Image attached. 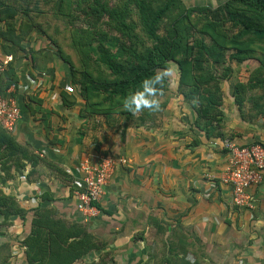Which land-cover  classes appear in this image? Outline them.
Wrapping results in <instances>:
<instances>
[{"label":"crops","instance_id":"obj_1","mask_svg":"<svg viewBox=\"0 0 264 264\" xmlns=\"http://www.w3.org/2000/svg\"><path fill=\"white\" fill-rule=\"evenodd\" d=\"M43 58L35 53L14 62L18 82L6 96L16 99L21 118L14 133L0 127V189L25 207L27 228L33 210L42 204L68 223H89L91 231L110 239L104 250H113L119 264H183V256L189 260L191 255L196 262L201 246H208L203 247L206 254L222 249L225 223L233 221L244 228L246 240L237 264H264V181L251 190L253 215L232 205L231 188L221 181L227 153L220 146L222 138L215 136L218 129L209 134L199 126L190 129L194 121L186 127L175 118L172 106H166L161 120L122 118L117 133L105 128L98 136V118L79 116L84 102L66 65L58 60L53 68ZM29 78L40 84L26 88ZM0 90L5 88L0 85ZM63 91L78 97L74 106L63 103ZM224 129L226 124L221 130L225 135ZM256 137L249 131L232 138L245 145ZM8 138H13L17 151L5 152L1 142ZM258 139L264 144V132ZM109 147L128 163L116 165L97 205L98 215L86 223L70 190L80 182L82 162L96 161ZM234 229L228 230L229 249L236 247L231 246L238 232ZM215 261L211 263L224 264Z\"/></svg>","mask_w":264,"mask_h":264},{"label":"trees","instance_id":"obj_2","mask_svg":"<svg viewBox=\"0 0 264 264\" xmlns=\"http://www.w3.org/2000/svg\"><path fill=\"white\" fill-rule=\"evenodd\" d=\"M56 1L58 4H63L70 15L82 11L91 18L106 17L121 37H113L108 48H104L100 43L99 51L102 58L93 61H96L95 70L100 69V66L105 68H101L102 71L98 72L97 76L89 70L77 69L69 58L61 55V60L67 67L69 80L84 102L79 115L81 118L90 120L98 116L109 118L115 112L133 118L136 112L132 113L123 108L124 98L137 91L145 78L160 75L162 84L157 86L158 93L155 97L157 98L168 89L170 80L168 72L175 69L179 76L180 94L182 93L184 102L190 103L196 113L195 123L208 134L218 129L215 136L225 139V135L221 132L225 126L224 119L220 120L221 114H218L221 113L222 104L221 100L217 101L221 95L220 88L218 97L214 99L213 96H215L214 87H220L222 82L227 81L225 74H220L219 69L226 62V53L233 51L227 62L254 57L253 59H257L259 64L258 70L264 73V0H230L223 5L227 16L233 22V27L238 29L233 35L229 34L230 31H226L225 21L206 18L207 24L200 33L208 37H204L197 45L206 55L205 61L210 62L212 58L214 59V62H210L213 64L211 65L213 75L207 78L201 77V73L196 69L197 64L202 63L198 58L201 51L195 54L192 46L196 33L191 29L193 28L191 18L196 9H184L176 3L171 6V3L165 5L164 2L156 7L148 0H125L120 6H111L106 0ZM134 9L137 11L140 21L138 25L142 34L138 32V25L133 20ZM171 15L170 26L164 33H159L160 24ZM221 22L224 23L223 26ZM83 33L80 36L82 44L79 47L81 46L82 54H87L92 49L93 39L98 41V37L89 31ZM4 35L6 36L0 31V37L3 38ZM7 40L8 43L13 41ZM5 48L7 46L0 47L1 53L14 57V61L8 66V71L0 76V85L5 88L4 91L0 90V93L7 97L6 90L12 84L17 85L18 82L13 64L19 59L18 52L21 48L15 54ZM84 48H87V52ZM111 48L115 51L112 52ZM30 52L33 57L34 52L31 50ZM96 52L98 53V50ZM257 81L263 83L264 77ZM61 96L63 103L68 107L74 106L78 100L76 95L65 91ZM237 99H240L239 96ZM243 102L240 100L242 105ZM109 105L111 109L108 108ZM140 112L149 114L150 110L142 108ZM12 141L13 138H8L5 142H1L2 145H6L5 152L17 151V146ZM73 190L74 185L70 190L71 193ZM43 199H47V196ZM33 211L30 232L21 242V246L25 248L26 264H105L102 257L98 260L90 258V253L105 251L108 244L97 240L89 231V223H68L63 218L57 217L49 206L42 204ZM27 213L14 196L6 195L0 189V237L5 235L2 227L10 226L19 219L25 224ZM5 251H8V256L11 258L10 241L0 244V264H11L9 257L8 259L4 257ZM182 259L183 264H191L184 256Z\"/></svg>","mask_w":264,"mask_h":264},{"label":"rangeland","instance_id":"obj_3","mask_svg":"<svg viewBox=\"0 0 264 264\" xmlns=\"http://www.w3.org/2000/svg\"><path fill=\"white\" fill-rule=\"evenodd\" d=\"M106 1L111 6H120L123 5L125 0ZM148 1L152 6L156 7L164 2L165 5L171 3V6L172 4L176 3L184 9H196L194 15H192L191 18L193 25V28L191 29L196 33L192 41L194 45L192 46L194 47L195 54H197V52L200 53L201 51L198 58L200 59L199 61L202 60V63L197 64L196 69L201 73V77L203 78L212 76L213 73L211 65L213 64L210 62H214V59L212 58L210 62L205 61L207 57H205L206 55L197 45V43L204 39V37H208L200 33V30L202 28L204 29L206 26V18H215L216 20L218 19L225 21L226 31H230V35L235 34L238 29L233 27V22L229 19V16L226 14V10L223 8V5L230 0ZM133 7L136 8L135 6ZM68 14L69 13L67 12L66 7L61 3L58 4L56 0H0V31L6 34V36L4 35L6 38L0 37V47L4 48V46H7L5 49L12 54L17 53L18 49L21 48L18 52V56L21 57L32 56L30 52L31 50L34 52V54H39V56L41 55L44 57L43 59L46 58L49 60L53 68L54 66H57L59 61L60 64H64L61 60V55H63L69 58L77 69L89 70L93 74L96 73L97 76L98 72L100 73V71L105 68L104 66H100L102 69L100 68L95 70L96 65L94 64L96 61H93L96 58H102L101 52L99 51L100 43L103 44L104 48H108L109 43H112V38H121L120 34L115 31L114 25H111L112 22L106 17L95 19L91 18L87 14H84L82 11H78L77 14ZM171 19L172 15L168 17V19L166 18V20L160 24L159 33L165 32L166 28L170 26ZM133 20L135 23H137V25L140 22L135 9L133 11ZM223 24L224 23L221 25L223 26ZM137 30L140 34H142L139 25ZM84 31H89L98 37V41L93 39L94 41H92V49L89 50L87 54L84 53L85 55L80 51L81 46L79 47V45L82 44L80 36L84 34ZM7 39H11L13 41L8 43ZM84 49L87 52V48ZM95 49L98 50V53ZM111 49L112 52L115 51L114 48ZM232 52L233 51L230 50L226 53V62L221 65L223 67H219L220 74H225L227 81L222 82L220 87H214L215 96H213V98L215 99L218 97V89L220 88L219 93L221 94V98L218 97L217 101L221 100L222 104L220 111L221 113L218 114H221L219 116L220 120L224 119L223 123L227 126V131L224 129L226 133L225 137L232 140V142L236 145H240L233 138H235L237 135H241V133L243 134V132L245 134L250 131L252 136H257V139L253 138L251 143H258V137L260 134L262 135V132H264V82L260 83L257 80L263 78L264 73L263 71L258 70L259 64L256 61L257 59H253L254 57H249L246 60L233 59L227 62L228 57L232 54ZM259 52L260 51H258V53ZM258 53H256V55H258ZM168 75L170 78L168 82V89L162 95H159L156 98L158 101L157 109L151 110L150 114H144L140 111L136 112V119L137 121H145L147 119H153L155 121H158L159 119L161 120L162 117L164 118L166 106H172V111L174 114H176L174 116H176L175 118L179 119V123L184 121L185 125H187L186 127L190 128L189 126H191V122H195L196 113L190 103L184 102L183 96L181 95L182 93L180 94L178 73L175 71V69H171L168 72ZM237 96H239L240 99H237ZM234 97L236 100H234ZM240 100L244 101L243 105L240 103ZM108 108H110V105ZM97 118L94 119L98 120L96 122L98 125V136L105 132V128L111 132L110 134L114 132L117 133L116 130L121 127L118 125L123 120L122 118L130 120L129 122H132L134 119L132 116L128 117L120 115L116 112L113 115L111 114L109 118L106 116H98ZM245 123H248L250 126ZM193 126L194 127H191L190 129H198V125L196 123H193ZM106 136H108V134ZM111 137L112 136H110V138ZM96 138L99 140V138L102 137ZM104 151L105 152H103V154H110L114 156L111 153L113 152L111 147L105 149ZM99 153L100 151L98 154ZM247 211L245 212L247 215H253V211ZM225 224V232L223 234H225L227 238L229 233L228 230H235L234 228H236L238 231L236 239L234 236V239H232L233 243L231 245L232 247L236 245V247L229 249L230 245L228 244L229 240L227 238L222 239V242L220 241L222 249L219 248L217 250V248H214L212 253L206 254V250L203 247L207 248L208 246H201L198 248V253L196 256L197 263L212 264L211 262L215 263V260H221V262L224 260V264H237V262L243 258L242 252L246 244L244 237L245 234L243 235L242 233L244 228L240 229V227L237 225L238 223L233 221H226ZM88 226L90 227V224H88ZM30 228V226L27 228L26 224H23L21 219L16 220L10 226L2 227V231L5 233V235L0 237V244L10 241V245L12 246V257L10 258V256H8V251H5L4 257L6 259L9 257L8 260L11 264H26L25 248L21 246V242H23L29 234ZM89 231L94 233L90 230V228ZM94 236L101 243H109L110 239L103 238L102 235L94 233ZM209 242L213 243L212 240H209ZM230 250H232L231 253ZM211 254L213 255V259H211ZM207 255L209 256V259L205 260L204 257ZM100 257H102V259L105 261V264H119L116 261V255L113 250L94 251L90 253V258H96L98 260ZM190 257L192 256L190 255ZM190 257L187 261H189L191 264H195L196 262H192L194 260L191 261L193 258L190 259ZM114 259L115 262H113Z\"/></svg>","mask_w":264,"mask_h":264},{"label":"built area","instance_id":"obj_4","mask_svg":"<svg viewBox=\"0 0 264 264\" xmlns=\"http://www.w3.org/2000/svg\"><path fill=\"white\" fill-rule=\"evenodd\" d=\"M12 61V55L0 52V76ZM39 84V80L29 78L26 88ZM20 118L21 110L16 99L0 95V127L14 133ZM220 142L227 153L221 181L231 188L232 205L239 210L253 211L256 205L251 190L264 181V146L261 143L236 145L228 138ZM118 163L127 164V159L101 154L96 161L85 159L82 162V176L78 186L74 187L73 197L76 209L83 215L86 223L98 215L97 205L104 196Z\"/></svg>","mask_w":264,"mask_h":264},{"label":"clouds","instance_id":"obj_5","mask_svg":"<svg viewBox=\"0 0 264 264\" xmlns=\"http://www.w3.org/2000/svg\"><path fill=\"white\" fill-rule=\"evenodd\" d=\"M160 84H162L160 75L145 78L137 91L124 98L123 108L132 113L140 111L142 108L155 110L158 107V101L155 98L158 93L157 86Z\"/></svg>","mask_w":264,"mask_h":264}]
</instances>
